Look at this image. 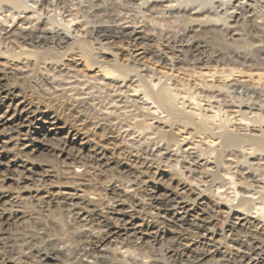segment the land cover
I'll use <instances>...</instances> for the list:
<instances>
[{
  "label": "rangeland",
  "instance_id": "374dc122",
  "mask_svg": "<svg viewBox=\"0 0 264 264\" xmlns=\"http://www.w3.org/2000/svg\"><path fill=\"white\" fill-rule=\"evenodd\" d=\"M160 1L162 2V0H15V2L0 0V62L3 61V64H0L12 65L17 70L14 74L5 72L7 76H4L5 83L9 88L16 90L20 100L23 99L31 104L32 109L35 110V115L33 114L31 118L33 122L38 119L44 121L42 120L43 118L47 120L52 116L57 126L55 130L52 129L46 136H43L45 129L38 128L37 123H33L30 126V122H24L23 125H18L16 129L14 126H11L13 128L7 125V127L0 126V140L5 141L2 143L4 144V150L2 151L3 153H0L1 160L3 159L4 161L13 157L18 159L27 158L28 162L30 164L33 163L32 165L34 166L32 180H29V182L24 183L17 180L16 172H11V175L10 173L7 174L14 181L7 180L2 182L0 180V188L2 186L8 189L10 193L13 192L12 194L15 198H12L11 201L10 199H5L0 202V210L15 209L22 214L18 215L19 218L13 217L0 225V264H85V258L81 255L79 248L87 246L86 239L81 234L79 223L75 219L73 212L71 210L67 211L70 208L64 207L58 199L67 192L80 197L95 194L96 197L99 196L97 201L100 209H98L106 212L112 206L129 204L127 199L110 193L109 189L114 186H119V189L130 188L131 192L134 191L132 194L136 195V198H144L147 192L146 187H144L146 185L143 178L138 180V175L133 173V171L144 173L145 169L140 161L147 160V158L148 161H154V165L157 164L160 169L165 170L167 173H175L183 180L185 179V181H193L192 183L194 184L201 183L199 187L202 186V189L207 194L214 193L216 188L221 186L219 188L220 190L222 189L221 195H219L220 198L227 199L226 201H229L233 206L235 205L236 209L240 207L243 210L250 209V211H254L256 206L258 205L259 207L260 202L264 200L262 194L260 195L262 198H259V195L258 198H255L257 194L252 198L250 196L255 189L261 191L264 185V151L247 149L248 151L242 152L240 147L244 145L243 142L237 147L227 148L229 146H225L220 142L217 135V132L221 129H231L232 126V130L236 131L238 129L237 132L241 131L236 125L240 123L239 120H246L241 123L244 125L247 122L249 125H244L243 129L246 127L245 129L249 131H253L255 128L264 130V85L255 84L248 80H228L223 82V84L222 81L213 80L204 83V81L202 82L191 75L198 69L210 70L211 68V70H221L223 68L220 67L225 68L226 65L228 68L226 67L225 69L227 70L233 67L234 71L248 72L255 70L256 72L264 73V31L261 32L259 28L261 26L264 28V22L261 21L264 20V8L259 3L251 2L253 6L246 7L245 5L246 9L237 10L241 12L234 18L232 16L235 9L233 7L234 0H163L162 3ZM257 7L259 8L257 9ZM189 17H192L190 21ZM118 22L126 27H135L138 30L141 28L139 30L140 36H137V38L130 37V39L124 33L114 36L111 27L117 26ZM19 24H31L30 26L33 25L32 27L45 26L51 31L68 34L71 39L63 43L62 46L55 42H47L37 47V44H31L30 40L22 37L18 31ZM80 41H84L86 45H82ZM190 42L204 47L202 53L192 55L189 49L182 46ZM15 46L24 47V51H33L35 54L31 53V55L33 54L31 56L29 53H24V55L19 56ZM83 46L87 48L88 54L91 53V61L88 67L83 66L82 61H80L82 58H79L84 54ZM22 56L26 59L24 60ZM7 62L8 64H6ZM100 66L111 69L113 74H109L108 79L105 78L97 72ZM121 70L126 71L123 72ZM164 70H166L167 74ZM164 76L166 78H163ZM122 77H125L126 80L122 79ZM150 83L153 84L151 85ZM148 86L153 90L166 86L167 94L171 93L169 96L173 97L174 103L176 104L177 102L178 109L184 113L193 112V107L197 109H194L193 113L196 114L198 111L199 117H202L201 115L203 114V116H206L209 113L208 116L213 117L205 121L208 127L205 129L207 130H203V128H200L192 121L178 122L173 126L172 130L169 129L168 126H170L169 123L171 121L165 119L167 118L165 117L167 112L164 111V108L159 105L153 96L150 97ZM131 89L137 91L134 92ZM143 94L148 96L150 100L147 97L146 99ZM190 105L192 108L188 109ZM153 109L158 111L155 110V113H151V111H154ZM203 109L207 112L205 113ZM4 110L5 107L0 105V114ZM185 110L187 111L185 112ZM190 110L191 112H188ZM200 111L202 113L199 114ZM160 113L165 114L161 115ZM233 113L236 114L234 115ZM232 118L238 122H234ZM166 121H169V123ZM231 121L234 122L232 125ZM249 123H252V125ZM26 124L29 125L27 126ZM42 124L45 128L51 126L48 122L47 124ZM222 126L223 128H220ZM16 130L20 132L17 134L15 133ZM68 131L78 133L83 138V141L86 140V144L82 146L79 153L75 151L74 154L65 156V154H60V149L63 145L61 141L69 133ZM213 135L216 136L212 137ZM23 137L26 139H23ZM35 137L37 138L35 139ZM180 138H183V140L184 138H189L186 142L190 145L193 144L192 146L196 147L197 154H200L199 157L201 155L202 157H198L197 160L195 158L188 159L189 155L185 149L187 145L182 144ZM213 138L217 140L214 141ZM33 139L35 146L38 148L35 151L30 152L28 150L27 152V147L25 146ZM191 141L196 142L192 143ZM195 143L197 144L195 145ZM208 143L209 145L212 144V146L208 147ZM78 146L80 147V145ZM244 146L248 147V145ZM100 147L106 149L104 157L108 163L106 162L103 166L101 164L97 165V163L95 165L90 160L94 152ZM215 147H219L217 148L218 150H215ZM93 148H95V151ZM226 149L229 150L227 151ZM19 150L22 152L21 154L18 152ZM151 150H153V156L150 154ZM251 150L252 153H250ZM157 152L159 153L157 154ZM221 153L223 156L220 155V157L219 154ZM203 158H205V161ZM192 159L195 160L193 161ZM189 160L194 163L188 164L190 163ZM218 162L220 163L219 166L217 165L219 164ZM70 166L80 168L78 169L80 170L79 172L84 168V175L78 178L66 177L68 174H66L67 172L64 169ZM17 169L21 170V167ZM188 169L190 170L189 172ZM208 169L210 172H208ZM215 176L216 179L227 176L228 180L222 181L220 179V181L217 179L218 181H216ZM38 178L42 179L38 181ZM229 180L230 182L228 183ZM202 182H206V185ZM37 183H40V186ZM127 183L129 184L127 185ZM167 184L168 180L166 178L158 181L161 191L167 188ZM259 186L260 188H258ZM42 188L49 193L46 192V195L43 194V196L42 194L35 196V189ZM207 189L210 191L208 192ZM262 190H264V187ZM58 191L60 193L56 194ZM247 191L248 193H246ZM237 200L241 203L238 204ZM261 203L264 204L263 202ZM220 208L213 211L208 210L206 216V213L201 216L205 217L204 220L206 222L209 221L207 222L208 231L213 233L215 245L213 244L212 248L216 252L206 255L200 262L198 260L195 262L196 259L193 258H198L203 248V245L194 244L199 238V232L196 228L188 227V225L180 226L179 224H175L177 225L175 226L173 223L163 222L161 219H151L143 210H138L139 213L137 212V215L139 218H142V216H144L143 218L147 217L146 219H150L155 223L156 228L153 230L156 233L153 235L154 237H148L147 239L149 240L144 239L137 242V240L135 241V239L121 234V238H116L117 241L114 240L106 244L109 248L108 258L115 260L116 258L114 259L113 255L117 247H123V249L129 250V254H132L130 256L135 260L134 264H143L144 261L154 263L156 260L157 264H178L179 262V264H245L246 261H243L244 259L236 251L242 248L238 243V239H246L247 236L243 230L233 227V219H230L232 217L229 211L225 210V207ZM65 209L67 210L65 211ZM190 233L192 236H190ZM124 238L126 241L123 240ZM190 241H193V244L185 252L184 258H175V255L170 258L173 250L177 254L184 252L182 246L177 243L182 244ZM116 242L118 243L116 244ZM244 250L242 248L241 251L247 252V250ZM192 253L194 256H192ZM39 255L41 257L46 255L51 257L41 261ZM165 255L167 258H165ZM186 255L189 256L187 257ZM143 258L144 261L141 263ZM185 258L187 262H185ZM97 263L99 264L98 260L95 264ZM133 263L131 262V264ZM100 264L102 263L100 262Z\"/></svg>",
  "mask_w": 264,
  "mask_h": 264
},
{
  "label": "bare ground",
  "instance_id": "6f19581e",
  "mask_svg": "<svg viewBox=\"0 0 264 264\" xmlns=\"http://www.w3.org/2000/svg\"><path fill=\"white\" fill-rule=\"evenodd\" d=\"M10 2H15V0H8ZM171 1V0H170ZM231 1V0H230ZM229 1V2H230ZM161 2V1H160ZM163 2V0H162ZM161 2V3H162ZM174 2V1H173ZM222 2V1H221ZM225 2V1H224ZM251 2L253 3H259L260 6H262L264 8V0H249V1H242V0H234V4H233V7L235 8L233 10V17H237L239 15V13L243 10V9H246V7H251V5L253 6V3L251 4ZM164 4V3H163ZM161 4V5H163ZM231 4V3H229ZM228 4V5H229ZM231 4V5H232ZM254 4V5H255ZM125 5V4H124ZM141 5V4H140ZM165 5V4H164ZM246 5V7H245ZM170 6V5H169ZM162 7V6H161ZM199 7V6H198ZM256 7V5H255ZM182 8V7H181ZM187 8V7H186ZM227 8V7H226ZM259 7H257L258 9ZM198 9V8H196ZM202 9V8H201ZM231 9V7H230ZM241 10L240 12L237 11V10ZM248 9V8H247ZM261 9V8H260ZM164 10V9H163ZM177 10V9H176ZM185 10V9H184ZM199 10V9H198ZM169 11V10H168ZM229 11V10H228ZM246 11V10H245ZM249 11V10H248ZM256 11V10H254ZM244 12V11H243ZM260 12V11H259ZM227 13V11H226ZM230 13V12H228ZM179 14V13H178ZM187 14V13H186ZM196 14V13H195ZM199 14V13H197ZM211 14V13H210ZM200 15V14H199ZM249 15V14H248ZM247 15V16H248ZM253 15V14H252ZM30 16V15H29ZM198 16V15H197ZM241 16V15H240ZM260 17V16H258ZM264 17V16H263ZM192 18V17H191ZM189 17V21L191 19ZM194 18V17H193ZM198 18V17H197ZM205 18V17H204ZM256 18V17H255ZM195 19V18H194ZM231 19V18H230ZM37 20V19H36ZM197 20V19H196ZM41 21V20H40ZM192 21V20H191ZM203 21V20H202ZM216 21V20H215ZM264 22V20H261ZM22 22V21H21ZM30 22V21H28ZM36 22V21H35ZM119 23V22H118ZM29 24V23H28ZM32 24V22H31ZM30 24V25H31ZM36 24V23H35ZM45 24V23H44ZM120 24V23H119ZM117 25V26H113L111 27V30L113 31V34L114 36H119L121 33H124L125 35H127L130 39V37H136L137 36H140V31L141 28L138 30V28H135V27H129V26H123V25ZM198 24V23H197ZM30 25H24V24H19L18 26V31L20 32V34L22 35L23 38H26L28 40L31 41V44H37V47L38 45L40 44H43V43H47V42H55L56 44L58 45H61L63 43H66L68 42L71 37L70 35L68 34H65V33H61V32H55V31H51L50 29H47L44 27H32ZM124 25H127V24H124ZM11 26V25H10ZM36 26V25H34ZM112 26V25H111ZM47 27V26H46ZM256 27V26H255ZM254 27V28H255ZM49 28V26H48ZM261 32L264 31V28L263 26L259 27ZM96 30V29H95ZM62 31V30H61ZM109 31V30H108ZM66 32V31H65ZM98 32V31H97ZM103 32V31H102ZM144 33V32H143ZM8 34V33H7ZM103 34V33H102ZM256 34V33H255ZM110 35V34H109ZM72 36V35H71ZM108 37V36H107ZM179 37V36H178ZM258 37V36H257ZM116 38V37H115ZM127 38V37H126ZM260 38V37H258ZM119 39V38H118ZM185 39V38H184ZM116 40V39H115ZM120 40V39H119ZM122 40H123V37H122ZM135 40V38H134ZM133 40V41H134ZM261 40V38H260ZM112 41V39H111ZM125 41V40H124ZM12 42V41H11ZM28 42V41H27ZM120 42V41H119ZM127 42V41H126ZM185 42V41H184ZM188 42V41H187ZM15 43V42H14ZM54 43V44H55ZM79 43V42H78ZM80 43L83 45L84 44V41H80ZM193 43V42H192ZM191 42L190 43H186L185 45H182L183 47H186L187 49H189L192 53V55H198V54H201L202 53V49L204 47L202 46H199V44H192ZM72 44V43H71ZM104 44V43H103ZM86 45V44H84ZM181 45V44H179ZM48 46V45H47ZM81 46V45H80ZM16 47V46H15ZM46 47V45H45ZM180 47V46H179ZM17 48V54L19 56L21 55H24L25 54H28L31 55V53H34L33 51H24V47L22 48L21 46L19 47H16ZM40 48V47H39ZM84 49V54L82 55V57H79V58H82L80 61H82L83 63V66L85 67H88L90 61H91V58H90V54L87 53V48H85V46L82 47ZM98 48V47H97ZM138 48V47H137ZM30 49V48H28ZM90 49V48H89ZM6 50V49H5ZM37 50H40V49H37ZM182 50V49H181ZM180 51V50H179ZM81 52V51H80ZM91 52V51H90ZM9 53V52H8ZM15 53H16V50H15ZM188 53V52H187ZM10 54V53H9ZM14 54V53H13ZM16 54V55H17ZM35 54V53H34ZM82 54V53H81ZM12 55V53H11ZM33 55V54H32ZM31 55V56H32ZM45 55V54H44ZM140 55V54H139ZM191 55V54H190ZM4 56V55H3ZM48 56V55H47ZM207 56V55H206ZM36 57V56H35ZM39 57V56H38ZM78 57V56H77ZM76 57V58H77ZM185 57V56H184ZM192 57V56H191ZM6 58V57H5ZM8 58V57H7ZM10 58V57H9ZM17 58V57H16ZM20 58V57H18ZM22 58L24 59V57L22 56ZM196 58V57H194ZM198 58V57H197ZM26 59V58H25ZM24 59V60H25ZM143 59V58H142ZM136 60V59H135ZM139 60V59H138ZM199 60H200V57H199ZM198 60V61H199ZM10 61V60H9ZM8 61V62H9ZM28 61V60H27ZM97 61V60H96ZM189 61V60H188ZM3 62V61H2ZM0 62V63H2ZM6 62V61H4ZM8 62L6 64H8ZM36 62V61H34ZM136 62V61H135ZM217 62V61H216ZM256 62V61H255ZM16 63V62H15ZM95 63V62H94ZM210 63V62H209ZM230 63V62H229ZM260 63V62H259ZM3 64V63H2ZM12 64V63H11ZM143 64V63H142ZM206 64V63H205ZM99 65V64H98ZM214 65V64H213ZM21 66V65H20ZM190 66V65H189ZM204 66V65H203ZM245 66V65H244ZM82 67V66H81ZM98 67V66H97ZM102 66H100V68H98L97 72L100 73L101 75H103L105 78L109 77V74L112 73V70L108 69L107 67H104L106 69H104L103 67L101 68ZM192 67V66H191ZM227 67V65H226ZM225 67V68H226ZM232 67V66H231ZM230 67V68H231ZM17 68V67H16ZM119 68V67H118ZM117 68V70H118ZM135 68V67H134ZM194 68V67H193ZM200 68V67H199ZM214 68V66H213ZM220 68H223L221 70H216V69H213L210 70H195L196 72L194 73H191L192 76H194L195 78L201 80L202 82L204 81L207 82V81H213V80H217V81H222V84L223 82L225 81H228V80H239V81H244V80H248V81H251L255 84H263L264 85V73L262 72H259V71H248V72H242V71H234L233 67L230 69V70H227L225 69L224 67H220ZM228 68V67H227ZM237 68V67H235ZM90 69V68H89ZM113 69V68H112ZM120 69V68H119ZM204 69H207V68H204ZM218 69V67H217ZM238 69V68H237ZM250 69V68H249ZM257 69V68H256ZM7 70V71H6ZM192 70V69H191ZM116 71V70H115ZM114 71V72H115ZM121 71H126V70H121ZM129 71V70H128ZM163 71V70H162ZM166 70H164L165 72ZM182 71V70H181ZM5 72H7L8 74L11 73V74H14L15 72H17V70L12 67V65L10 66H6V65H1L0 64V105L4 106L5 107V110L0 114V126H10V128H13L11 126H14L15 129L18 127V125H23L24 122H30V126L34 123L38 125V128L40 129H45V131H43V136H46L47 133L51 132V130H55L56 129V125H55V119L54 117H50V119H42L44 121H40L39 119L36 120V122H33V119L32 118V115L34 114V111L31 107V104L29 102H26L24 101L23 99H19V95L18 93L16 92L15 89H12V88H9L8 85L5 83V79H4V76H6ZM20 72V71H19ZM120 73V71H118ZM189 72V70H188ZM118 73V74H119ZM166 73V72H165ZM177 73V72H176ZM190 73V72H189ZM7 74V75H8ZM113 74V73H112ZM116 74V73H114ZM126 74V73H125ZM132 74V73H131ZM143 74V73H142ZM163 74V73H162ZM167 74V73H166ZM165 74V75H166ZM98 75V74H97ZM123 75V74H122ZM137 75V74H136ZM164 75V74H163ZM169 75V74H168ZM171 75V74H170ZM184 75V74H183ZM186 75V74H185ZM189 75V74H188ZM174 76V75H173ZM7 77V76H6ZM121 77V76H119ZM126 77V76H125ZM125 77L122 79L126 80ZM142 77V76H141ZM163 78H166L165 76ZM175 78V77H174ZM191 78V77H190ZM108 79V78H107ZM106 79V80H107ZM112 79V78H111ZM118 79V78H117ZM121 79V78H119ZM121 79V80H122ZM138 79V78H137ZM128 80V79H127ZM141 80V79H140ZM145 80V79H144ZM151 80V79H150ZM117 81V80H116ZM143 81V80H141ZM147 82V81H146ZM158 83V82H157ZM122 84V82H121ZM124 84V83H123ZM151 85L153 83H150ZM116 85V84H115ZM135 85V84H134ZM164 85V84H163ZM121 86V85H120ZM140 86V85H139ZM145 86V85H144ZM146 87V86H145ZM155 87V86H154ZM157 87V86H156ZM166 87V86H165ZM159 88L158 90H153L151 87L148 86V91H149V95H151L150 97H154L156 99V101L159 103V105H161L163 108H164V111L167 112V118L165 119H168L169 121H171V123H169V121H166L170 124L169 129L172 130L173 126H175L178 122H185V121H192L194 123H196L200 128H203V130H207L205 129L207 126H206V122L207 120H210L213 116H208V114H206V116H203L201 115L202 117H199L197 112L196 114L193 113L195 110V107H193L194 109L193 112L188 111V112H191V113H184L182 111H180L177 107V102L176 104L174 103V100L169 96V94L171 95V93L167 94L166 92V88ZM169 87V85H168ZM229 87V86H228ZM258 88V87H257ZM116 89V88H115ZM137 89V88H136ZM139 89V87H138ZM132 90V89H131ZM142 90V89H141ZM144 90V89H143ZM147 90V89H145ZM134 91V90H132ZM137 91V90H136ZM134 91V92H136ZM146 92V91H144ZM139 93V91H138ZM147 94V93H146ZM145 96V98L148 96H146L145 94H143ZM87 96V95H86ZM143 96V97H144ZM146 98V99H147ZM19 99V100H18ZM143 100V98H142ZM141 100V101H142ZM148 100H150L148 98ZM176 101V100H175ZM143 102V101H142ZM148 102V101H147ZM153 102V101H152ZM136 103V102H135ZM145 103V102H144ZM150 103V102H149ZM147 104V103H146ZM145 104V105H146ZM154 104V102H153ZM185 104V103H184ZM144 105V104H143ZM147 106V105H146ZM144 106V107H146ZM149 106V105H148ZM179 106V105H178ZM194 106V105H193ZM248 106V105H247ZM151 107V106H150ZM155 107V106H154ZM153 107V108H154ZM181 107V106H180ZM210 107V106H209ZM142 108V107H141ZM152 108V107H151ZM150 108V109H151ZM192 106L190 105V107L188 109H191ZM211 108V107H210ZM253 108V107H252ZM37 109V108H36ZM147 109V108H145ZM186 109V108H185ZM239 109V108H238ZM44 110V109H43ZM154 111H151V113H155V110L156 109H153ZM204 110V109H203ZM210 110V109H209ZM233 110V109H232ZM39 111V110H38ZM158 111V110H156ZM187 110H185L186 112ZM247 111V110H246ZM250 111V110H249ZM149 112V111H148ZM205 112V110H204ZM207 112V111H206ZM205 112V113H206ZM210 112V111H209ZM215 112H218V111H215ZM234 112V111H233ZM239 112V111H238ZM202 113L201 111L199 112V114ZM214 113V112H213ZM219 113V112H218ZM217 113V114H218ZM247 113V112H246ZM259 113V112H258ZM161 114V113H160ZM165 114V113H164ZM163 113L161 115H164ZM210 114H212L210 112ZM227 114V113H226ZM232 114V113H231ZM234 114V113H233ZM236 114V113H235ZM234 114V115H235ZM254 114V112H253ZM35 115V114H34ZM145 115V113H144ZM155 115V114H154ZM159 115V114H157ZM160 116V115H159ZM216 116V114H215ZM214 116V117H215ZM225 116V115H224ZM238 116V115H237ZM255 116V115H254ZM39 117V116H38ZM48 117V116H47ZM154 117V116H153ZM158 117V116H156ZM233 117V116H231ZM140 118V117H139ZM160 118V117H158ZM157 118V119H158ZM37 119V118H36ZM162 119H164L162 117ZM233 119V118H232ZM234 122H238L236 119H233ZM243 120V119H242ZM161 121V119H160ZM243 121H246V120H243ZM243 121H240V123H235L238 127H239V130L241 131H238L237 130L235 131L234 129L232 130V128H224V129H221L219 132H217V135L219 136L218 138L220 139V142H222L225 146H229L227 148H230V147H237L238 145H240L242 142L244 143V145H248V147H245L244 145L240 147V150L243 152L247 149H258V150H261V151H264V130H259V129H256L253 125V127L255 129H253V131H249V130H246L245 128L243 129L244 125L247 124V122H245L246 124H242L244 123ZM250 121V120H249ZM47 122L51 125L50 127H47L45 128V126L42 124V123H46ZM163 122V120H162ZM165 122V121H164ZM231 125L234 123L233 121H231ZM242 122V123H241ZM167 123V124H168ZM229 123V122H228ZM28 124V125H29ZM224 124V123H223ZM250 124V123H249ZM25 125V124H24ZM27 125V124H26ZM27 125V126H28ZM229 125V124H227ZM248 125V124H247ZM252 125V123L250 124ZM6 126V127H7ZM34 126V125H33ZM218 126V125H217ZM249 126V125H248ZM23 127V126H22ZM231 127V126H229ZM208 128V127H207ZM214 128V127H213ZM218 128V127H217ZM216 128V130H218ZM220 128H223L220 127ZM219 128V129H220ZM237 128V127H236ZM252 128V127H251ZM258 128V127H257ZM144 129V128H143ZM167 129V128H166ZM182 129V128H181ZM180 129V130H181ZM248 129H250L248 127ZM14 130V129H13ZM20 130V129H19ZM19 130H16L15 133H19L20 131ZM170 130V131H171ZM175 130V129H174ZM179 130V132H180ZM209 130V129H208ZM215 130V129H214ZM246 130V131H244ZM69 132V131H68ZM174 132V131H173ZM214 132V131H212ZM29 133V132H28ZM56 133V132H55ZM129 133V132H128ZM137 133V132H136ZM216 133V132H215ZM5 134V133H4ZM133 134V133H132ZM153 134V133H152ZM201 134V133H200ZM214 134V133H213ZM181 135V134H180ZM15 136V135H14ZM21 136V135H20ZM152 136V135H151ZM150 136V137H151ZM190 136V135H189ZM216 136V135H215ZM214 135L212 137H215ZM13 137V135H12ZM64 137V136H63ZM149 137V136H148ZM161 137V136H160ZM183 137V136H182ZM21 138V137H20ZM33 138V137H32ZM37 137H35L36 139ZM159 138V137H157ZM175 138V137H174ZM12 139V138H10ZM14 139V138H13ZM12 139V140H13ZM19 139V138H18ZM23 139H26L23 137ZM168 139V138H167ZM178 139V138H177ZM181 139V138H180ZM189 139V138H183L181 139L182 141H180L182 144L184 145H187V147L185 148L189 157H187L188 159L190 158H195L196 160L198 159L199 155L197 154L196 152V147L195 146H192L190 145L188 142H186V140ZM195 139V138H194ZM207 139V138H206ZM211 139V138H210ZM144 140V139H143ZM165 140V138H164ZM174 140V139H172ZM204 140V139H203ZM202 140V141H203ZM213 140H217V139H214ZM156 142V140H154ZM162 141V140H161ZM3 141L2 139L0 140V153H3L2 151L4 150V144H2ZM16 142V141H15ZM14 142V143H15ZM20 142V141H18ZM23 142V141H22ZM63 143L61 149H60V154H65V156H70V154H74V152H80L81 149H82V146L86 144V140L83 141V138H81L79 136L78 133L76 132H69L67 133V135L65 136L64 140L61 141ZM158 142V141H157ZM179 142V141H178ZM192 142V141H191ZM196 142V141H194ZM192 142V143H194ZM205 142V141H204ZM210 142V141H209ZM28 143V142H27ZM34 139L31 140L28 144H26L25 147H27V152L28 150L31 152V151H35L38 147H36L34 144ZM127 143V142H126ZM207 143V142H206ZM214 143V142H213ZM18 144V143H17ZM16 144V146H17ZM132 144V143H131ZM140 144V143H139ZM143 144V143H142ZM178 144V143H177ZM180 144V143H179ZM181 144V146L183 147V145ZM197 143H195L196 145ZM215 144V143H214ZM220 145H222L221 143H219ZM15 145V144H14ZM21 145V144H20ZM61 145V144H60ZM80 145V147L78 146ZM176 145V143H175ZM212 146V144H210ZM209 143H208V147H210ZM218 145V144H217ZM216 145V146H217ZM102 146V145H100ZM115 146V145H114ZM126 146V145H125ZM130 146V145H129ZM148 146V145H147ZM158 146V145H157ZM160 146V145H159ZM169 146V145H168ZM198 146V145H197ZM224 146V148H225ZM15 147V146H14ZM21 147V146H20ZM24 147V145H23ZM99 147V146H98ZM108 147V146H107ZM111 147V146H110ZM128 147V146H127ZM151 147V146H150ZM223 147V146H222ZM221 147V149H223ZM22 148V147H21ZM60 148V147H58ZM122 148V147H121ZM125 148V147H124ZM160 148V147H159ZM219 148V147H217ZM216 147L214 148L215 150H218ZM20 149V148H19ZM95 148H93L94 150ZM150 149V148H149ZM171 149V147H170ZM234 149V148H233ZM23 150V149H22ZM148 150V149H147ZM166 150V149H165ZM169 150V149H168ZM225 150V149H224ZM227 151L229 149H226ZM238 150V151H240ZM10 151V150H9ZM95 151V150H94ZM127 151V150H126ZM185 151V152H186ZM223 151V150H222ZM237 151V150H236ZM248 151V150H247ZM246 151V152H247ZM6 152V151H5ZM16 152V151H15ZM20 152V150L18 151ZM105 152H106V149L103 148V147H100L98 148L94 154L91 156L90 160L91 162L97 163V165L101 164L103 166V164H106L107 162V159H105L104 155H105ZM137 152V151H136ZM151 155L153 154V150L150 151ZM22 152H20L21 154ZM123 153V152H122ZM156 153V152H155ZM159 152H157L158 154ZM166 153V152H165ZM172 153V152H170ZM169 153V155H170ZM177 153V152H176ZM224 153V152H222ZM219 154L223 156V154ZM227 153V152H226ZM245 153V152H244ZM252 153V150L251 152ZM19 154V153H18ZM19 154V155H20ZM29 154V153H28ZM127 154V153H126ZM131 154V153H130ZM149 154V156H150ZM157 154H155L157 156ZM178 154V153H177ZM213 154V153H212ZM218 154V153H217ZM216 154V156H218ZM247 154H249V152H247ZM26 155V153H25ZM80 155V154H78ZM77 155V156H78ZM161 155V154H160ZM13 156V155H12ZM18 156V155H17ZM153 156V155H152ZM214 156V155H213ZM20 157V156H19ZM76 157V156H74ZM140 157V156H139ZM202 157V155L200 156ZM199 157V158H200ZM221 157V156H220ZM219 157V158H220ZM79 158V157H78ZM159 158V157H158ZM163 158V157H162ZM174 158V157H173ZM180 158V157H179ZM186 158V160H187ZM210 158V157H208ZM75 159V158H74ZM81 159H84V158H81ZM105 159V160H104ZM130 159V158H129ZM144 159V158H142ZM141 159V160H142ZM194 159V160H195ZM204 161H205V158H203ZM229 159V158H228ZM227 159V160H228ZM232 159V158H231ZM30 160V159H29ZM128 160V159H127ZM156 160V159H155ZM193 160V159H192ZM193 160V161H194ZM216 160V159H214ZM230 160V159H229ZM79 161V160H78ZM77 161V162H78ZM188 161V160H187ZM186 161V162H187ZM189 160L190 163L188 164H193L194 162ZM200 161V160H199ZM203 161V160H202ZM11 162V163H10ZM76 162V161H75ZM83 163H85L84 161H82ZM142 162V165L144 167V173L141 172H135L133 171V173H136V175H138V180L139 178H143V181L145 183L146 186V196L144 198H136L132 193L134 192H131L132 190H130V188H126V189H119L117 186H114L112 188L109 189L110 193L113 194L114 196H118V197H122L124 199H127L129 204L125 205H120V206H112L111 208L107 209L106 212H103L101 210H99L100 208L98 207V197H96V195H87V196H77L76 194H73V193H64L60 199H58L60 201V203L62 205H64V207H68L70 209H65V211H70L73 212L74 214V217L75 219L77 220V222L79 223V226H80V229H81V234L82 236L84 237V239H86V242H87V246L86 247H81L79 248V251L81 253L82 256H84V261H85V264H95V262L98 260L99 261V264L100 262L102 264H131V262L133 263L135 260L130 256L132 254H129V250L127 251L126 249H123V247H117L115 245V247H117L113 257L115 260H110L108 258L109 256V248L106 246L107 243H110V242H113L114 240H116L117 237H120V235H124V236H129L133 239H135V241L137 240L138 241H142L144 239H147L148 237H152L156 231H154L153 229L156 228L155 227V223L152 221V220H148L146 218H143L144 216H142V218H139V216L137 215V212L138 210H143L144 212H146L147 216H149V218H155V219H161L163 222L167 221V222H170V223H173L174 225L175 224H179L180 226L181 225H188L189 226H192L194 228H196L199 232V238H198V241L194 244H200V245H203V248H202V252L199 253V257L196 258V257H193L194 259H196L195 262H197V260L200 262V260L204 259L206 257V255L210 254V253H215L216 250H214L212 247H213V244L215 242V239L213 237V233H210L208 231V226H207V221L204 220V216L201 217L204 213L205 216L208 214L207 211H213L215 209H219L220 207H225L226 209L225 210H228L229 213L231 214V217L230 219H233V222H232V225L233 227H235L236 229H240V230H243L247 236L246 239H238V243L240 244V246L242 248H244L245 250H247V252H243L241 251L242 248L236 252L239 253L240 257L243 258L244 260L243 261H246L245 264H264V204H262L261 202L264 203V200H262L260 202V205L258 207V205L256 206L255 210L254 211H250V209L248 210H243L239 207V209H236L229 201H226L223 200L220 198L219 195L220 192L222 191V189L220 190L219 188H216L215 192L214 191H211V192H214V193H210V194H207L205 190L202 189V186L199 187V184L195 185L194 183H192L193 181L191 182H188L187 180L185 181V179L183 180L180 176H178L177 174L173 173V174H170V173H167L165 172V170H162L160 169L159 166L154 165L153 162H150L148 161V158L147 160L144 159L142 161H140V163ZM160 162V161H159ZM174 162V161H173ZM208 162V160H207ZM70 163V162H69ZM74 163V161H73ZM80 163V162H79ZM108 163V162H107ZM219 163V162H218ZM225 163V162H223ZM239 163V162H237ZM249 163V162H248ZM248 163H247V166H248ZM33 164V163H32ZM30 164V162H28V159L27 158H23V159H18L17 157H13L11 159H6L3 161V159L1 160V154H0V180L2 182H6L7 180H13L11 178H9L7 176V174L10 173L11 175V172H16L17 173V180H19L20 182H24L26 183L27 181L29 182V180H32V175H33V172H34V166ZM71 164V163H70ZM82 164V163H81ZM180 164V163H179ZM185 164V163H184ZM187 164V165H188ZM197 164V163H196ZM198 164H201V163H198ZM204 164V163H203ZM202 164V165H203ZM207 164V163H206ZM209 164V163H208ZM215 164V163H214ZM246 164V163H245ZM77 165V164H76ZM80 165V164H79ZM87 165V164H86ZM120 165V163H119ZM186 165V167H187ZM218 166L220 165L217 164ZM237 165V164H236ZM65 166V165H64ZM73 166V165H72ZM65 167L64 171L66 170V174H68V176L66 177H70V178H78V177H81L84 175V168L81 172H79L80 168L78 167ZM82 166V165H81ZM91 166V164H90ZM94 166V165H93ZM126 166V165H125ZM196 166V165H195ZM198 166V165H197ZM208 166V165H206ZM211 166V165H210ZM239 166V164H238ZM18 167H21V170H18L17 168ZM97 167V166H96ZM96 167H93V168H96ZM171 167V166H170ZM170 167H169V170H170ZM177 167V166H176ZM192 167V166H191ZM190 167V168H191ZM194 167V166H193ZM227 167V165H226ZM243 167V166H242ZM92 168V167H91ZM125 168V167H124ZM141 168V167H140ZM182 168V167H181ZM207 169V167H205ZM97 169V168H96ZM193 169V168H191ZM195 169V167H194ZM210 169V168H209ZM208 169V172H210ZM217 169V168H216ZM235 169V168H234ZM94 170V169H93ZM126 170V169H124ZM129 170V169H128ZM173 170V169H172ZM211 170V169H210ZM130 171V170H129ZM128 171V173H129ZM143 171V170H142ZM190 170L188 169V172ZM212 171V170H211ZM219 171V170H217ZM250 171V170H249ZM63 172V170H62ZM121 172V170H120ZM124 172V171H123ZM203 172V171H202ZM228 172V171H227ZM86 173V172H85ZM132 173V172H131ZM207 173V172H206ZM215 173V172H214ZM230 173V172H229ZM209 174V173H208ZM212 174V173H211ZM217 174V172H216ZM219 174V173H218ZM217 174V175H218ZM16 175V174H15ZM135 175V174H134ZM207 175V174H206ZM213 175V174H212ZM211 175V177H212ZM209 176V175H208ZM220 176V174H219ZM40 177V176H39ZM65 177V176H64ZM132 177V176H131ZM130 177V178H131ZM137 177V176H136ZM218 177V176H217ZM247 177V176H246ZM250 177V176H249ZM255 177V176H254ZM83 178V177H82ZM162 178H166L168 180V184H167V188H164L163 191H161V188L159 187L158 185V181ZM214 178V177H213ZM232 178V177H231ZM39 179V178H38ZM42 179V178H41ZM41 179H39L38 181H40ZM133 179V178H132ZM134 179H137V178H134ZM208 179V178H207ZM215 179H216V176H215ZM219 179V177L217 178ZM216 179V181H218ZM220 179L222 181H227V176L226 177H220ZM219 179V180H220ZM34 180V179H33ZM44 180V179H43ZM74 180V179H73ZM142 180V179H141ZM220 180V181H221ZM232 180V179H230ZM230 180L228 181V183L230 182ZM14 181V180H13ZM35 181V180H34ZM45 181V180H44ZM137 181V180H136ZM205 181V180H203ZM207 181V180H206ZM214 180V182H216ZM219 181V182H220ZM256 181V180H255ZM258 181V180H257ZM260 181V180H259ZM18 182V181H16ZM74 182V181H72ZM128 182V181H127ZM138 182V181H137ZM136 182V183H137ZM212 182V181H211ZM218 182V183H219ZM239 182V181H238ZM237 182V183H238ZM261 182V181H260ZM130 183V181H129ZM127 183V185L129 184ZM135 183V182H134ZM203 184L206 185V182H202ZM217 183V182H216ZM226 183V182H225ZM262 183V182H261ZM19 184V183H18ZM39 184L40 186V183H37ZM133 184V183H132ZM140 184V183H138ZM215 184V183H214ZM221 184V183H220ZM219 184V185H220ZM223 184V183H222ZM239 184V183H238ZM237 184V185H238ZM241 184V182H240ZM248 184V183H247ZM35 185V184H34ZM211 185V183H210ZM209 185V186H210ZM231 185V184H230ZM244 185V183H243ZM44 186V185H43ZM141 186V185H140ZM208 186V187H209ZM234 186V185H233ZM238 186H242V185H238ZM246 186V185H245ZM256 186V185H255ZM261 186V185H260ZM260 186L258 188H260ZM18 187V186H17ZM122 187V186H121ZM135 187V186H134ZM207 187V188H208ZM212 187V186H211ZM210 187V188H211ZM217 187V186H216ZM248 187V185H247ZM264 187V185H263ZM262 187V189H263ZM30 188V187H29ZM133 188V186H132ZM142 188V187H141ZM205 188V186H204ZM241 188V187H240ZM246 188V187H245ZM20 189V188H19ZM139 189V188H138ZM213 189V187H212ZM242 189V188H241ZM253 189V188H251ZM250 189V190H251ZM255 189V187H254ZM261 191H257L255 189V191L253 190V192L251 193V198L255 195L257 197L255 198H258V195H259V198H262L264 197V190ZM26 190V189H25ZM244 190V189H243ZM260 190V189H259ZM36 191V195H39V194H45L46 195V192L48 191H44V189H35ZM208 191V189H207ZM210 191V190H209ZM208 191V192H209ZM225 191V190H224ZM252 191V190H251ZM52 192V191H51ZM89 192V191H88ZM87 192V193H88ZM142 192V191H141ZM242 192V191H241ZM13 192L10 193V191L6 188H3L1 186L0 188V202L4 201L5 199H11L14 198ZM18 193V192H17ZM49 193V192H48ZM60 193L59 191L56 193L58 194ZM140 193V192H139ZM233 193V192H232ZM236 193H238L236 191ZM245 193V192H244ZM248 193V191L246 192ZM245 193V194H246ZM55 194V195H56ZM262 194V197H260V195ZM15 195V194H14ZM51 195V194H50ZM34 196V197H35ZM41 196V197H42ZM113 196V197H114ZM19 197V196H17ZM244 197V196H243ZM247 197V196H246ZM111 198V197H110ZM15 199V198H14ZM40 199V198H39ZM51 199V198H50ZM230 199V198H229ZM233 199V198H232ZM242 199V198H240ZM249 199V198H248ZM57 200V199H56ZM121 200V199H120ZM231 200V199H230ZM255 200V199H253ZM257 200V199H256ZM261 200V199H259ZM9 201V202H10ZM16 201V200H15ZM57 201V202H59ZM233 201V200H231ZM239 202V200H237ZM244 201V200H243ZM246 201V200H245ZM127 202V201H126ZM237 202V203H238ZM241 202H239L238 204H240ZM243 203V202H242ZM11 204V203H10ZM13 204V202H12ZM57 204V203H56ZM100 204V203H99ZM262 204V205H261ZM13 206V205H12ZM16 206V205H15ZM61 206V205H60ZM261 206V207H260ZM263 206V207H262ZM243 207V206H242ZM246 207V206H245ZM8 208V207H7ZM13 208V207H12ZM15 208V207H14ZM99 208V209H98ZM221 209V208H220ZM223 209V208H222ZM254 209V208H253ZM142 212V211H141ZM139 213V212H138ZM20 214V211L19 210H7V209H2V211L0 210V225L2 223H4L5 221H8L9 219L13 218V217H18V215ZM143 214V213H142ZM145 214V213H144ZM145 214V216H146ZM229 214V215H230ZM22 215V214H20ZM228 215V216H229ZM208 217V216H207ZM154 219V220H155ZM157 221V220H155ZM161 221V222H162ZM76 222V223H77ZM160 222V223H161ZM163 224V223H162ZM161 224V225H162ZM166 225V224H165ZM3 226V225H2ZM173 226V225H172ZM177 226V225H175ZM159 228V227H158ZM179 228V227H178ZM210 228V227H209ZM231 228V227H230ZM229 229V228H228ZM233 229V228H232ZM157 230V229H156ZM159 230V229H158ZM179 230V229H178ZM183 230V229H182ZM186 230H187V227H186ZM191 230V229H190ZM210 230V229H209ZM2 231V230H1ZM181 231V230H180ZM213 231V230H212ZM183 232V231H182ZM181 232V233H182ZM235 232V231H234ZM2 233V232H1ZM80 233V231H79ZM189 233V232H188ZM195 233V232H194ZM230 233V232H228ZM232 233V232H231ZM243 233V232H242ZM80 234V235H81ZM180 234V233H179ZM79 235V236H80ZM121 235V236H122ZM195 235V234H193ZM173 236V235H172ZM190 236L191 233H190ZM233 236V234H232ZM81 237V236H80ZM128 237V238H129ZM154 237V236H153ZM178 237V235H177ZM184 237V236H183ZM187 237V236H186ZM223 237V236H222ZM236 237V236H235ZM240 237L242 238V236L240 235ZM121 238V237H120ZM192 238V237H191ZM193 238H195V236H193ZM238 238V237H237ZM188 239V238H187ZM231 239V238H230ZM121 240V239H120ZM119 240V241H120ZM125 240V238L123 239ZM149 240V239H147ZM180 240V239H179ZM178 240V241H179ZM196 240V239H195ZM220 240V239H219ZM126 241V240H125ZM133 242V240H131ZM130 241V242H131ZM217 241V240H216ZM236 241V240H235ZM136 242V243H137ZM183 242V241H181ZM237 242V241H236ZM83 243V242H82ZM118 242H116L117 244ZM125 243V242H124ZM173 243V242H172ZM34 244V243H33ZM175 244V243H174ZM179 244L180 246H182V249L184 250V252H181V254H177L175 253L176 251L173 250V253L170 254L172 257L170 258H173V256L175 255V258H182L186 253V251L188 250V248L193 244V241L191 242H184L182 244L180 243H177ZM217 244V243H216ZM84 245V243H83ZM120 245V244H119ZM124 245V244H123ZM122 245V246H123ZM215 245V244H214ZM85 246V245H84ZM121 246V245H120ZM125 246V245H124ZM197 246V245H196ZM218 246V244H217ZM217 248V247H215ZM171 249V248H170ZM192 249V248H191ZM194 249V248H193ZM115 250V249H114ZM178 250V249H177ZM196 250V249H195ZM244 250V251H245ZM78 251V252H79ZM111 251V250H110ZM191 251V250H190ZM198 251V249H197ZM196 251V252H197ZM201 251V250H200ZM55 252V250H54ZM57 252V251H56ZM112 252V251H111ZM114 252V251H113ZM195 252V253H196ZM32 253V252H31ZM38 253V252H37ZM41 253V252H40ZM47 254V253H45ZM44 254V255H45ZM49 254V253H48ZM193 254V253H192ZM197 254V253H196ZM237 254V253H236ZM235 254V255H236ZM41 255V254H40ZM39 255V256H40ZM52 255V254H51ZM79 255V254H78ZM167 255V254H166ZM165 255V256H166ZM190 255V254H189ZM188 255V256H189ZM238 255V254H237ZM118 256V257H116ZM169 256V255H168ZM187 256V255H186ZM187 256V257H188ZM194 256V254L192 255ZM191 256V257H192ZM51 256H44V257H41L40 256V260L41 261H45L46 258H50ZM144 257V256H143ZM190 257V258H191ZM237 257V256H236ZM89 258V259H88ZM92 258V259H91ZM152 258V257H151ZM150 258V259H151ZM167 258V256L165 257ZM184 258V257H183ZM83 259V258H82ZM142 259V258H141ZM154 259V258H153ZM240 259V258H239ZM38 260V259H37ZM152 260V259H151ZM169 260V259H167ZM83 261V262H84ZM144 261V258L143 260L141 261V263H143ZM162 261V260H161ZM171 261V260H169ZM179 261V259H178ZM181 261V260H180ZM239 261V260H238ZM35 262V261H34ZM40 262V261H39ZM157 260L153 263V262H149V261H144L143 264H157L156 263ZM163 262V261H162ZM176 262V261H175ZM185 262L186 261V258H185ZM242 262V261H241ZM37 263V262H36ZM136 263V262H135ZM180 263V262H179ZM178 263V264H179ZM189 263V262H188ZM98 264V263H97ZM134 264V263H133ZM138 264V263H137ZM160 264V263H159ZM175 264V263H174ZM182 264V263H181ZM191 264V263H190ZM199 264V263H198Z\"/></svg>",
  "mask_w": 264,
  "mask_h": 264
}]
</instances>
